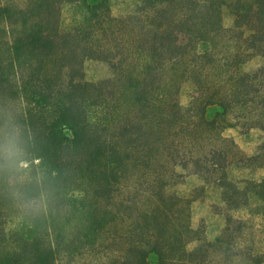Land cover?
I'll use <instances>...</instances> for the list:
<instances>
[{"label":"trees","instance_id":"1","mask_svg":"<svg viewBox=\"0 0 264 264\" xmlns=\"http://www.w3.org/2000/svg\"><path fill=\"white\" fill-rule=\"evenodd\" d=\"M88 58L112 75L88 80ZM229 127L264 131V0L0 2V264H264V178L230 175L264 145ZM184 171L227 208L193 248Z\"/></svg>","mask_w":264,"mask_h":264},{"label":"rangeland","instance_id":"2","mask_svg":"<svg viewBox=\"0 0 264 264\" xmlns=\"http://www.w3.org/2000/svg\"><path fill=\"white\" fill-rule=\"evenodd\" d=\"M4 1L5 0H0V2ZM110 2L112 11L116 15H125L135 8V0H110ZM80 13V9H77L72 5H65V24L68 25L72 23L74 18L80 15ZM84 71L85 77L90 81H99L112 75L111 64L103 59H86L84 62ZM190 91L191 86L186 84L181 93V100L185 104L188 103L190 99ZM224 133L225 135L234 138L238 145L248 154L256 153L264 145V131L259 128L245 131L239 127H229ZM230 175H234V178L236 179H241L242 177L262 179L264 178V167H253L245 170L233 169V171L230 172ZM180 179V182L174 189L180 196L193 199L191 200L190 218L191 225L195 229V232L191 234V238L189 239L192 240L188 245L189 248H193L197 244V238L202 237L203 239L212 240L221 232L225 226V214L227 208L221 190L211 185L209 186V184H207L199 175L184 171V176ZM202 185H205L204 190L201 188ZM131 199L132 201L133 199L135 200V194L131 196ZM238 201L242 202L243 197L239 196ZM124 210L132 212L131 208ZM233 213L235 215H243V213L241 214V212L237 211H233ZM131 240H135V236L128 239L124 245ZM120 245L122 246V244ZM76 257L80 258L79 256ZM82 259L90 264H107L108 262L103 253L99 255L88 254ZM79 260L77 259L76 264L81 262ZM128 260L129 264H134L135 254L130 255Z\"/></svg>","mask_w":264,"mask_h":264}]
</instances>
